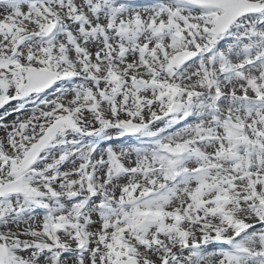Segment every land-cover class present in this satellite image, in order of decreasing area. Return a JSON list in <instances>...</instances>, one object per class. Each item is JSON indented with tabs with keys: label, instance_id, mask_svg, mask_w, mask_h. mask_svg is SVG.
<instances>
[{
	"label": "snow or ice",
	"instance_id": "6c2138e0",
	"mask_svg": "<svg viewBox=\"0 0 264 264\" xmlns=\"http://www.w3.org/2000/svg\"><path fill=\"white\" fill-rule=\"evenodd\" d=\"M0 264H264V0H0Z\"/></svg>",
	"mask_w": 264,
	"mask_h": 264
}]
</instances>
